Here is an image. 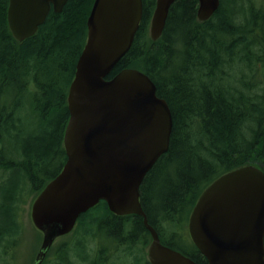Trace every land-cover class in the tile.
<instances>
[{
	"label": "trees",
	"instance_id": "trees-1",
	"mask_svg": "<svg viewBox=\"0 0 264 264\" xmlns=\"http://www.w3.org/2000/svg\"><path fill=\"white\" fill-rule=\"evenodd\" d=\"M155 1L142 0L132 44L107 78L123 68H137L167 101L169 146L145 174L140 202L162 243L205 264L187 231L201 191L242 165L264 172V78H254L257 60L264 75V0H220L204 21L196 16L197 0H176L161 36L152 40L148 29ZM92 2L67 0L60 12L51 8L36 32L20 41L8 27V0H0V258L13 246L5 241L19 231L21 205L65 162L67 91L86 41ZM27 109L36 120L24 126ZM78 223L85 231L74 252L83 259L90 233L125 240L126 254L135 252L137 239L145 245L151 240L142 216L116 215L103 200L82 213ZM170 223L175 227L169 228ZM69 250L48 249L42 264H73ZM102 260L93 258L92 264H104ZM137 263L150 264L146 258L120 260Z\"/></svg>",
	"mask_w": 264,
	"mask_h": 264
},
{
	"label": "water",
	"instance_id": "water-1",
	"mask_svg": "<svg viewBox=\"0 0 264 264\" xmlns=\"http://www.w3.org/2000/svg\"><path fill=\"white\" fill-rule=\"evenodd\" d=\"M67 0H8L7 23L17 40L33 35L49 10ZM156 0L149 35L158 39L170 6ZM220 0H197L196 16L207 20ZM142 0H93L87 36L67 93L63 133L66 159L38 192L30 217L42 233L33 264L77 218L100 200L117 215L137 214L151 234V264H202L160 241L140 202L145 174L168 149L172 115L167 101L143 71L128 67L107 78L130 48L142 17ZM190 238L205 264H264V173L247 164L215 178L188 217Z\"/></svg>",
	"mask_w": 264,
	"mask_h": 264
},
{
	"label": "rangeland",
	"instance_id": "rangeland-1",
	"mask_svg": "<svg viewBox=\"0 0 264 264\" xmlns=\"http://www.w3.org/2000/svg\"><path fill=\"white\" fill-rule=\"evenodd\" d=\"M255 64H257V67L259 70L255 73L254 78L262 79L264 78V75L261 71V61H256ZM248 70L247 64L246 67H243V73H246ZM35 119L36 117L30 112L29 109L24 111V126L27 125L31 120ZM9 142V141H7ZM9 144V143H8ZM11 147V145H9ZM12 149V148H10ZM4 173L0 171V177H2ZM10 174L8 173V176ZM25 194V193H24ZM23 194V196H24ZM33 198L28 197L26 198L25 202L21 205V212H20V226L19 231L16 236L10 237L9 241H5L6 243L10 242L11 247L8 249L7 256L1 255L2 258H0V264H28L30 258L33 260L42 239V233L38 231V229L33 225L30 217V207L31 202ZM79 227V223L77 228ZM169 228H174L175 226L173 224H168ZM79 232L83 233V230L85 231L84 227H79ZM76 236V228L71 233L58 237L51 247L49 248L51 253L52 249L55 248L58 250L60 244L63 245V248L69 249L71 247V243L73 239ZM96 241H99L98 239ZM104 243V242H103ZM105 244V243H104ZM137 246L139 245L136 243ZM6 253V252H5ZM71 253V252H70ZM5 257V258H4ZM132 258V257H127ZM74 263L73 264H91L89 260L85 261L80 258H73ZM51 264H54V262H51Z\"/></svg>",
	"mask_w": 264,
	"mask_h": 264
},
{
	"label": "flooded vegetation",
	"instance_id": "flooded-vegetation-1",
	"mask_svg": "<svg viewBox=\"0 0 264 264\" xmlns=\"http://www.w3.org/2000/svg\"><path fill=\"white\" fill-rule=\"evenodd\" d=\"M145 227V226H144ZM148 230V229H146ZM72 232V231H71ZM69 232V233H71ZM149 232V230H148ZM67 233V234H69ZM65 234V235H67ZM82 234V233H81ZM80 234V232H76V236L73 239L72 243H71V247L69 248V255H70V262L74 263L73 258H80L78 256V254H76L74 252V245L78 242V236H82ZM150 234V232H149ZM64 236V235H63ZM88 236H90V238L88 239V237L86 238V242L87 244L85 245V250L82 252L84 256L85 253L86 255L84 256V258H80L82 260H89V262L93 261V258H103L102 263L104 264H120V260L121 258H127V257H132V258H148V244L145 245V241L144 239L140 238L139 240L137 239L135 241V252L133 254H126L125 253V240H111V239H106L105 236L102 234H98L94 237V234H89ZM92 236V237H91ZM99 241H96V240ZM105 244H104V243ZM138 243L139 245L137 246ZM60 247L63 248V245L60 244ZM86 251V252H85ZM101 251V253L99 254V252ZM98 253V254H97ZM56 262V261H55ZM54 262V264H56ZM138 264V263H137Z\"/></svg>",
	"mask_w": 264,
	"mask_h": 264
}]
</instances>
